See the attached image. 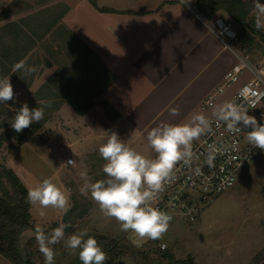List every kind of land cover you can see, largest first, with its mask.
<instances>
[{
  "label": "rangeland",
  "instance_id": "1",
  "mask_svg": "<svg viewBox=\"0 0 264 264\" xmlns=\"http://www.w3.org/2000/svg\"><path fill=\"white\" fill-rule=\"evenodd\" d=\"M41 1H44L43 6L49 2L0 0V74L10 76L14 92L17 94L15 102L0 104L4 112L1 120L11 123L14 114L24 102L30 108L39 106L37 101H40L41 97L38 90L40 82L44 85L50 84V92L47 94L52 101L51 107L45 109L44 119L33 123L40 127L34 134V142L21 145L12 139L4 143L0 151V194L10 203H17V190L3 174V168L11 169L10 165L21 167L24 179L19 175L18 177L27 189L37 186L45 178L52 179L69 195V210L65 213L58 209H41L32 205L30 212L33 226L36 228L40 225L46 232H51L60 224H65L68 225L65 228L66 237L86 230L106 253L111 247L119 246L125 252L119 261L120 264H171L166 253L171 254L176 261L191 257L194 264H258V259H263L261 264H264V151L244 169L231 189L205 207L196 222L170 223L168 231L159 240H140L131 232L121 231L115 219L106 218L101 213L90 194L81 195L80 188L85 183L81 179V171H86L92 182L106 179L103 173L105 161L99 155L100 146L88 145V142L83 141L88 138L85 124L77 125L76 118L70 113L62 116L56 114V88L52 83L55 80L56 60L59 58L56 57L54 48L56 45L60 47L62 39L55 38V32L52 31L44 34L46 27L40 26L39 14H43L41 19L52 17V20L56 14L52 12L53 7L37 13V9L42 6ZM189 1L195 4L197 0ZM246 1L252 6L251 15L257 20V0ZM260 3L264 4V0ZM72 16L81 18L78 21L80 23L84 19L88 22L76 9ZM215 18H223L232 23L237 32H240V26L225 13H218L211 21ZM262 32L264 36V27ZM235 45L240 49V41ZM27 47H34L35 51L28 52ZM241 51L254 63L263 61L264 41L257 37L252 51ZM20 61H25L28 66H35L37 71L31 75H26L23 70L13 71L14 65ZM247 78L248 75H243L241 82ZM61 80L59 78L60 83ZM238 86L239 84L227 91L223 99ZM221 102L222 98L215 107L206 110H202V102L193 115L203 114L209 120L213 119V112ZM11 107L13 111H10ZM105 109L110 117L114 114L108 106ZM193 115L183 123L189 122ZM150 131L146 130L135 140L126 137L122 142L146 158L153 159L156 154L147 140ZM200 138L192 143L198 142ZM69 158L76 160V167H65L61 164ZM41 211L45 213L43 217L40 215ZM52 247L55 264H82L78 250L73 252L67 249L63 242ZM21 255L31 264H45L35 240L34 230L22 234ZM0 264L13 263L0 253Z\"/></svg>",
  "mask_w": 264,
  "mask_h": 264
},
{
  "label": "crops",
  "instance_id": "2",
  "mask_svg": "<svg viewBox=\"0 0 264 264\" xmlns=\"http://www.w3.org/2000/svg\"><path fill=\"white\" fill-rule=\"evenodd\" d=\"M48 1L37 13L53 7V20L39 14L40 26L62 39L54 48L56 114L85 124L88 145L101 146L104 131L135 140L162 123H183L236 63L193 1ZM75 9L88 22L73 18ZM38 90L40 100L50 99V84L40 82ZM10 168L22 177L20 166Z\"/></svg>",
  "mask_w": 264,
  "mask_h": 264
},
{
  "label": "clouds",
  "instance_id": "3",
  "mask_svg": "<svg viewBox=\"0 0 264 264\" xmlns=\"http://www.w3.org/2000/svg\"><path fill=\"white\" fill-rule=\"evenodd\" d=\"M257 28L264 27V4L257 0ZM23 70L26 75L37 71L35 66H28L25 61L17 62L13 71ZM10 76H0V104L15 102ZM52 101H37V107L30 108L24 102L11 120V127L16 133L23 132L33 123H39L45 116V109L51 107ZM178 114L176 108L171 109ZM217 122H223L230 133H246V141L252 148L264 151V123L248 114V109L234 102H225L214 110ZM264 119V116L261 117ZM211 121L203 114H195L187 123H162L154 127L147 136L148 143L154 151L155 158L149 159L122 142L117 132L104 131L106 140L99 147L100 157L105 161L103 173L106 179L92 182L86 171H81L85 181L80 188L83 196L90 194L101 213L109 219H115L123 232H131L140 240H159L169 229L172 217L165 211L152 206L156 193L162 190L164 183L173 173L175 165L189 162L192 156L191 146L194 140L210 131ZM247 130V131H245ZM65 167H76L74 159L61 162ZM27 201L41 209L53 208L63 212L69 210V195L50 178L43 179L37 186L28 189ZM43 217L44 211L40 212ZM60 224L46 232L37 225L35 240L45 264H55L54 245L63 242L64 246L75 252L78 250L82 264H106L109 257L98 241L86 230L66 237L65 228ZM163 247V245H162Z\"/></svg>",
  "mask_w": 264,
  "mask_h": 264
},
{
  "label": "built area",
  "instance_id": "4",
  "mask_svg": "<svg viewBox=\"0 0 264 264\" xmlns=\"http://www.w3.org/2000/svg\"><path fill=\"white\" fill-rule=\"evenodd\" d=\"M174 1L191 6L189 0ZM207 25L237 62L226 72L222 84L207 97L202 110L215 107L222 98L221 104L234 102L243 105L249 115L264 123L261 118L264 116V60L250 61L249 56L235 45L239 41V33L232 23L215 18ZM243 75H248V78L241 82ZM237 84V89L223 99L227 91ZM210 121V131L205 132L198 142L192 143L189 162L180 161L175 165L171 178L156 193L152 202L153 207L172 217L170 223L196 222L205 207L231 189L244 169L262 153L259 148H252L247 143L246 133L233 134L216 118Z\"/></svg>",
  "mask_w": 264,
  "mask_h": 264
},
{
  "label": "trees",
  "instance_id": "5",
  "mask_svg": "<svg viewBox=\"0 0 264 264\" xmlns=\"http://www.w3.org/2000/svg\"><path fill=\"white\" fill-rule=\"evenodd\" d=\"M261 1L259 0V3ZM195 8L208 20H212L221 12L232 18L240 26L239 41L242 50L252 51L255 48L257 37H259V40L264 41L262 28H257L256 18L251 15L252 6L246 0H197ZM1 70L0 68V72ZM0 76L2 75L0 74ZM6 112L8 113V110ZM3 113L0 106V151L4 143L12 139L21 145L34 142V134L40 128L39 125L32 124L23 132L16 133L10 123L1 120ZM3 174L17 190L18 200L17 203L13 204L0 194V253L13 264H31L30 261H25V258L21 255L22 234L28 230L35 231L30 212L32 205L27 201L28 189L12 169L3 168ZM107 255L109 259L106 264H120L119 261L125 255V252L115 245L108 249ZM165 255L170 259L171 264H194L191 257L187 260L176 261L171 254L166 253ZM262 260L258 259V264H261Z\"/></svg>",
  "mask_w": 264,
  "mask_h": 264
}]
</instances>
